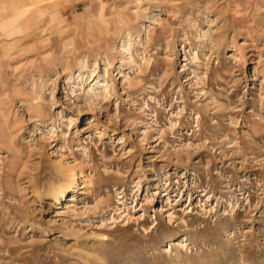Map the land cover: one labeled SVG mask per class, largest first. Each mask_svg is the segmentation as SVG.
<instances>
[{
  "label": "rangeland",
  "instance_id": "rangeland-1",
  "mask_svg": "<svg viewBox=\"0 0 264 264\" xmlns=\"http://www.w3.org/2000/svg\"><path fill=\"white\" fill-rule=\"evenodd\" d=\"M32 1L0 0V264H264V0Z\"/></svg>",
  "mask_w": 264,
  "mask_h": 264
},
{
  "label": "bare ground",
  "instance_id": "bare-ground-1",
  "mask_svg": "<svg viewBox=\"0 0 264 264\" xmlns=\"http://www.w3.org/2000/svg\"><path fill=\"white\" fill-rule=\"evenodd\" d=\"M7 1H10L11 2V6H9L10 7V9H14V8H22V7H25V8H27V6L29 5L28 3L27 4H23V2H25L26 0H24V1H22V0H7ZM39 2V4L40 3H42V2H44V3H42V4H40L39 6H33L35 9L36 8H38V9H36V10H34V13L36 12L37 14H39V13H42V10L43 9H48V8H52V7H54V6H60V2L58 1V0H36V1H32V2ZM59 2V3H58ZM4 3V2H3ZM21 4H23V5H21ZM62 5V4H61ZM0 6H2V2H1V4H0ZM21 6V7H20ZM5 8V7H4ZM33 8V9H34ZM3 9V8H2ZM33 9H32V13H33ZM15 12V11H14ZM53 13V16H57V15H61V13H58L57 11H52ZM32 14V15H35L36 16V14ZM15 16H17L16 18H12V20H10L11 22H9V24H5L3 27H2V29L4 28V30H7V29H9L8 30V35H6L5 37H9V36H12L13 34H15V33H18V32H21V31H26V33L24 34V35H22L21 37H20V39H21V41H24V40H27V37H29L30 35H29V32H27V31H33L34 30V28L36 27H38L39 25H41L42 24V21L43 20H38L36 23H34V24H31V26L29 25V23H30V21H27V19L25 20V21H23V19L24 18H27L26 17V15H24L23 16V13H19V12H17V14L15 15ZM14 16V17H15ZM35 16H33V18L35 17ZM53 16H52V18H53ZM58 17V16H57ZM60 18V17H59ZM53 22V21H52ZM55 25V24H54ZM56 31H59V30H56V28H54V27H52V29H51V34H53V33H55ZM61 36V35H60ZM7 40V39H6ZM5 41V40H4ZM15 42V41H14ZM13 43V42H12ZM10 44V46H12L13 47V44ZM2 44V43H1ZM2 48L3 49H5L6 51L8 50V48H9V46L8 45H6V44H3L2 45ZM31 48H30V46H28V47H23L22 48V53L23 54H25V53H29V50H30ZM17 52V51H16ZM18 52H19V50H18ZM4 53V52H3ZM16 54H18V53H16ZM6 55V54H5ZM10 55V54H9ZM12 72V71H11ZM99 82H101V81H99L98 80V83ZM76 179H77V173H73L71 176H70V182L71 183H74V182H76ZM75 200V199H74ZM69 203V202H68ZM71 205V204H70ZM182 241H180L179 243H181ZM183 245V244H182Z\"/></svg>",
  "mask_w": 264,
  "mask_h": 264
}]
</instances>
